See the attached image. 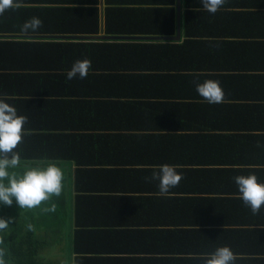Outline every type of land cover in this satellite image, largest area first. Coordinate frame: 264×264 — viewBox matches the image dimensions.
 <instances>
[{
	"label": "crops",
	"instance_id": "1",
	"mask_svg": "<svg viewBox=\"0 0 264 264\" xmlns=\"http://www.w3.org/2000/svg\"><path fill=\"white\" fill-rule=\"evenodd\" d=\"M71 1L78 8L75 14L99 12L101 34L93 37L106 35L107 10L122 8L130 15L123 18L126 25L145 26L152 19L135 18V10L142 15L143 9H174L176 35L170 37H178L174 42L184 43L186 50L177 63L162 65L163 71L179 74L180 90L169 80H133L134 87L155 89L138 90L128 99L122 96L125 102H140L138 109H130L136 116L120 118L124 120L121 125L102 112L93 118L95 125L88 124L90 130L82 131L104 133L109 141L117 140L112 139L114 134L131 135L130 143L118 140L111 144L123 153L118 156L120 160L126 157L128 146L136 149L137 154L128 156L131 162L127 166L139 171L113 174L114 168L123 166L103 154L100 139L82 148L77 159L34 165L45 169L55 163L63 172L61 195L42 203L37 213H29L44 247L66 249L71 264L78 256L76 241L83 249L106 248V256L123 249L121 255L146 258L148 262L164 263L169 256L177 257L179 264H205L206 258L223 246L216 244L213 232L226 229L229 244L225 246L233 252L234 264L236 260L241 264H264V207L257 215L247 207L245 216L239 210H229L240 200L234 177L264 170V0H227L214 15L204 10L201 0ZM112 20L116 22L114 12ZM209 79L219 81L223 103L209 104L196 92V84ZM6 82L0 78V84ZM158 127L164 130H149ZM166 127L177 130L166 131ZM139 133L164 138H157L152 147H166L167 134L182 136L169 148L178 153L183 177L178 194L161 196L158 181L146 179L159 165L142 161L148 158L150 141L146 137L138 139L135 134ZM222 199H226V208L219 210ZM52 204L56 205L55 212L60 209L56 216L44 211ZM76 227L81 229L77 239ZM186 232L194 233L190 241ZM47 257L43 253V258ZM82 258L93 260L97 255L88 253Z\"/></svg>",
	"mask_w": 264,
	"mask_h": 264
},
{
	"label": "trees",
	"instance_id": "2",
	"mask_svg": "<svg viewBox=\"0 0 264 264\" xmlns=\"http://www.w3.org/2000/svg\"><path fill=\"white\" fill-rule=\"evenodd\" d=\"M70 4L73 6L71 7ZM77 10L71 0L52 2L21 0L20 8L7 10L0 16V78L9 81L0 84V98L7 97L5 102L15 107L18 115L27 117L22 142L15 150L21 157L20 166L33 167L41 161L77 159L82 148H88L100 139L103 154L112 158L118 166H123L114 168L113 174L119 171L133 174L139 170L127 166L131 162L128 156L135 155L138 151L128 146L126 157L120 160L118 156L123 153L113 148L111 144L118 140L130 143L131 135L114 134L112 139L117 140L109 141V137L104 133L92 134L91 131L87 133L82 131L84 128L90 130L88 124L95 125L93 118L101 115L102 112L107 119L118 120L121 125L124 124V120L120 118L135 117L136 114L131 113L130 109L133 107L138 109L140 102L130 100L125 102L121 99L122 96L128 99L137 94L138 90L155 91V89L134 87L133 80H169L173 81V86H177L180 90L179 74L163 71L162 65L177 63L186 50V45L174 41L78 39L77 36L100 35L101 26L97 10L75 14ZM82 11L86 10L82 9ZM113 12L116 22L112 20ZM132 15L137 19L151 18L152 23L145 26L126 25L123 18L130 15L122 8H114L107 10L108 27L105 28V34L158 37L176 35L174 9L166 7L143 9L142 15L137 9ZM82 16L92 18V21L89 22L86 18L83 20ZM32 17H38L42 21V27L36 32L22 34L21 26ZM85 59L90 60L92 65L87 78L77 77L68 80L66 74L72 64L77 60ZM167 89L170 87H166ZM54 119L55 124H53ZM147 120L150 122L149 128L151 117ZM41 130L54 131L42 133ZM149 130L164 129L158 127ZM171 130L177 129L166 127V131ZM135 136L140 140L146 137L150 141L148 158L142 160L144 164L173 165L182 174L178 168V153L169 151L173 144L179 143L181 135L167 134L166 147L160 145L152 147L157 138L162 136L154 138L141 133ZM251 174L257 177L259 183L264 184V170H252L244 176ZM178 187L170 189L168 194H178ZM166 199L170 198L166 196ZM168 203L166 200V205ZM225 204L226 199L219 200V210L225 209ZM10 209L11 206L0 204V218L6 220L12 218ZM246 209L241 199L239 204H233L229 208L231 212L239 210L241 216L247 214ZM29 213H23L21 220H12L7 229L0 231V250L4 253L5 264H42L40 253L45 248L44 242L36 233L37 227L31 217L32 213L30 215ZM77 223H80L79 217ZM27 224L32 225L33 230H29ZM80 230L76 227V239L81 234ZM181 233L183 232L177 235ZM213 233L216 244L219 246L229 244L226 229ZM193 236L194 233L186 232L188 241ZM75 251L78 255L75 264H179L177 257L166 256L164 263L148 262V259L136 258V256L127 257L121 255L120 251L123 249L115 250L118 253L106 256V248L83 249L79 247L77 241ZM88 253H95L97 258L84 260L82 255ZM236 264L241 263L236 260Z\"/></svg>",
	"mask_w": 264,
	"mask_h": 264
},
{
	"label": "clouds",
	"instance_id": "3",
	"mask_svg": "<svg viewBox=\"0 0 264 264\" xmlns=\"http://www.w3.org/2000/svg\"><path fill=\"white\" fill-rule=\"evenodd\" d=\"M201 3L205 11L214 15L227 3V0H201ZM20 7L21 0H0V16L7 10ZM40 27L42 21L38 17H32L24 22L20 31L27 35L36 32ZM91 66V61L87 59L75 61L67 71V79L87 78ZM196 92L209 104L224 102V91L219 81L209 79L197 83ZM6 99L7 97L0 98V204L11 206L15 201L21 209L37 208L53 196L61 195L63 172L55 163L49 164L45 169L27 170L22 176L9 171L20 166L21 157L15 150L22 142L27 117L18 115L16 108L5 102ZM146 179L158 181V194L165 196L170 189L179 186L183 177L176 170V166L163 164L156 166L152 176ZM234 182L244 206L249 208L253 215L259 214L264 207V184L259 183L254 174L236 176ZM44 211L55 212L56 205L52 204ZM11 223L12 218L7 220L0 218V231L7 229ZM28 229L33 230L32 225H28ZM3 256L4 253L0 250V264H5ZM234 262L235 256L227 246L218 247L205 260V264H234Z\"/></svg>",
	"mask_w": 264,
	"mask_h": 264
},
{
	"label": "rangeland",
	"instance_id": "4",
	"mask_svg": "<svg viewBox=\"0 0 264 264\" xmlns=\"http://www.w3.org/2000/svg\"><path fill=\"white\" fill-rule=\"evenodd\" d=\"M27 1H31V0H27ZM33 168H36V167L35 166H33V167L19 166L18 168L10 169L9 171L10 172L14 171L18 176H22L25 171L33 169ZM37 210H38L37 208L22 210L21 208L18 207V205H16V203L14 201L13 204L11 205L10 215H12L11 216L12 220H16V219L21 220L23 218V215L26 212L37 213ZM59 210H58V212H50L49 215L50 216H56L60 213ZM41 218L47 219L46 216H42ZM45 229H47V228H45ZM38 235L41 236V234H38ZM54 244L59 245L58 242H55ZM62 245H64V247H65V244H62ZM43 253L46 254V256H48L46 259L43 258ZM43 253L42 252L40 253V260H42L43 263H45V264H71L72 258L70 257L69 254H67L68 251L66 249L60 250V246L43 248Z\"/></svg>",
	"mask_w": 264,
	"mask_h": 264
},
{
	"label": "water",
	"instance_id": "5",
	"mask_svg": "<svg viewBox=\"0 0 264 264\" xmlns=\"http://www.w3.org/2000/svg\"><path fill=\"white\" fill-rule=\"evenodd\" d=\"M178 22H179V16H178ZM179 28V27H178ZM78 39L82 40H105V41H175L178 39V37H158V36H99V37H93V36H77Z\"/></svg>",
	"mask_w": 264,
	"mask_h": 264
}]
</instances>
